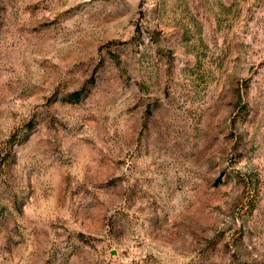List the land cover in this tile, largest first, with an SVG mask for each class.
Segmentation results:
<instances>
[{
	"label": "rangeland",
	"instance_id": "374dc122",
	"mask_svg": "<svg viewBox=\"0 0 264 264\" xmlns=\"http://www.w3.org/2000/svg\"><path fill=\"white\" fill-rule=\"evenodd\" d=\"M0 264H264V0H0Z\"/></svg>",
	"mask_w": 264,
	"mask_h": 264
},
{
	"label": "trees",
	"instance_id": "16d2710c",
	"mask_svg": "<svg viewBox=\"0 0 264 264\" xmlns=\"http://www.w3.org/2000/svg\"><path fill=\"white\" fill-rule=\"evenodd\" d=\"M77 93H78V91H73L71 94L76 95Z\"/></svg>",
	"mask_w": 264,
	"mask_h": 264
}]
</instances>
